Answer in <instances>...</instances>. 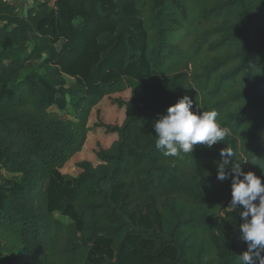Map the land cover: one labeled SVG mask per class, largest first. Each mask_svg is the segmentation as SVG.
<instances>
[{
    "label": "trees",
    "instance_id": "obj_1",
    "mask_svg": "<svg viewBox=\"0 0 264 264\" xmlns=\"http://www.w3.org/2000/svg\"><path fill=\"white\" fill-rule=\"evenodd\" d=\"M253 11L264 15V0H34L25 12L0 0V178L18 176L0 184V254L238 264L243 218L228 207L231 168L221 181L217 165L231 151L264 184V23ZM185 95L228 134L166 157L153 123ZM105 98L121 121L99 118ZM97 128L107 145L92 143Z\"/></svg>",
    "mask_w": 264,
    "mask_h": 264
},
{
    "label": "clouds",
    "instance_id": "obj_2",
    "mask_svg": "<svg viewBox=\"0 0 264 264\" xmlns=\"http://www.w3.org/2000/svg\"><path fill=\"white\" fill-rule=\"evenodd\" d=\"M193 101L187 96L169 106L166 114L153 123L155 148L166 157L191 154L195 145L211 148L225 139L228 131L217 121L215 110L194 112ZM222 161L217 165V179L225 180L230 167L231 200L228 207L239 209L243 223L239 226L241 240L247 251L238 256V264H264V184L253 172H243L241 164L233 161L234 153L221 150ZM255 202V203H254ZM238 206H242V209Z\"/></svg>",
    "mask_w": 264,
    "mask_h": 264
},
{
    "label": "rangeland",
    "instance_id": "obj_3",
    "mask_svg": "<svg viewBox=\"0 0 264 264\" xmlns=\"http://www.w3.org/2000/svg\"><path fill=\"white\" fill-rule=\"evenodd\" d=\"M8 1L11 3H14L16 5V8L21 12H25L26 9L29 8L34 3V0H8ZM252 18L254 19L256 23H259V24L264 23V15L262 12L253 11ZM123 96L124 97L128 96L127 92L125 95L123 94ZM97 107L98 105L94 106L92 110H95ZM98 110L101 116L99 118H101L105 122H110V123L119 122L121 121L123 117L122 110L115 108V105L112 104L108 98H105L101 102ZM93 121H94V118L92 117L90 119V124ZM95 133L98 139H93L94 140L92 142L93 144L95 141H98L101 145H107L112 139L110 138V136H108L107 134L103 132L102 128H97ZM72 166H73L72 162L68 163L65 167L66 171L70 170ZM2 175L3 176L0 178L1 185L9 186L11 185V181H15L18 179L17 175L9 173L8 171H3ZM56 217L61 220L68 221L67 217L64 218L58 213H56ZM208 238H209V235H207L206 232H201V242L199 243V245H201L202 247H210V246H207ZM205 255H211V252H209L208 254L203 253L202 257H204ZM0 264H25V257H23L19 249H14L10 252L4 251L0 254Z\"/></svg>",
    "mask_w": 264,
    "mask_h": 264
}]
</instances>
